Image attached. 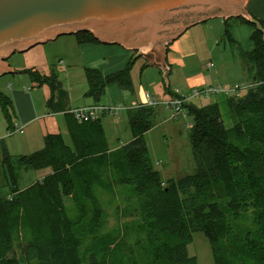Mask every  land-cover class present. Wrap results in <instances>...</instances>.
Masks as SVG:
<instances>
[{"label":"trees","instance_id":"trees-1","mask_svg":"<svg viewBox=\"0 0 264 264\" xmlns=\"http://www.w3.org/2000/svg\"><path fill=\"white\" fill-rule=\"evenodd\" d=\"M251 24L253 48L244 66L261 84L227 98L231 126L216 102L186 105L193 173L165 180L154 169L144 140L153 106L129 112L131 140L114 152L99 118L79 123L65 111L71 144L47 133L42 149L18 161L49 173L15 188L11 199L0 198V264H140L137 252L144 264H196L186 249L193 233L206 238L214 264H264V22ZM75 37L79 44L98 42L87 31ZM24 72L48 85L50 107L64 110L54 72ZM84 74L85 95L94 100L113 82L132 90L129 65L107 75L86 67ZM12 107L0 90L8 131ZM248 216L252 226L239 233L235 224Z\"/></svg>","mask_w":264,"mask_h":264},{"label":"rangeland","instance_id":"rangeland-1","mask_svg":"<svg viewBox=\"0 0 264 264\" xmlns=\"http://www.w3.org/2000/svg\"><path fill=\"white\" fill-rule=\"evenodd\" d=\"M233 22H235L232 26L233 29L242 27L240 32L237 33L238 41L234 44L229 43L227 37L223 35V29L220 27L221 21L218 18L196 23L186 30L185 34H187L189 40L187 42L188 47H192L195 53L184 59L185 68L179 70L173 67L172 73L168 75L170 88L177 87L183 93V89L186 87V84L183 85L184 75L203 73L210 81L218 79L215 80L216 84L209 86L220 85L222 91L218 94L201 95L200 97L220 95L226 101L229 96H236L231 94L230 91L225 92L224 90H228L234 85L246 83V78L237 80V82H229L224 81L222 74L224 71L215 74L218 67L221 68L227 64L239 67L244 64L245 43L249 41V36L240 22ZM249 42L251 43V41ZM95 44H99V42H95ZM105 46L111 48L118 45ZM98 48L100 49L101 47H80L73 34L60 35L55 40L38 44L25 52H15L6 60L14 72L0 76V90L8 97H11V91L15 90L28 94L33 93L35 107L40 110V113L44 116L49 113L52 115L35 120L34 123L27 125L23 132L9 135V131L13 129L8 131L7 120L0 112V198L11 199L15 188L19 190L25 189L49 173L50 168L31 169L18 161L20 156L29 155L42 149L44 146V135L52 132H61L66 144H71L70 136L64 127L65 123L62 121L64 120L62 114L54 112L55 108L50 107L48 104L50 97L48 85L38 86L37 82L32 81L30 75L24 70L35 68L38 72L45 71L46 74L54 72L57 81L61 83V90L65 93V97L63 100L60 99V101L68 106L81 107L84 106V101H87L88 98L85 95L87 82L84 69L87 66H91V64L87 65L91 61L89 59L96 61V58L100 56ZM127 52L129 55H133L131 51ZM211 63H213V67ZM143 64L144 60L141 58H136L134 62L130 61L127 64L130 66L132 90L122 91L116 85H109L99 101L96 102L108 107L125 106L128 108L121 109L116 115L109 113H101L99 115L109 151H116L126 145L131 139L129 112L133 110L131 108L134 103L141 101L140 95L143 94L144 96L145 93H149L155 100L161 101L169 97H166V95L159 96L160 94L156 91V87L159 90L165 89L161 72L156 67H147ZM155 80H158V86L154 83ZM244 85L247 86L248 84ZM245 92L246 90L242 92L240 90V95ZM194 99V102L196 100L197 103L199 102V96ZM65 105L63 108L66 110L68 106ZM12 106L13 124L19 122L14 107V100ZM154 108L155 113L151 118L152 127L144 134L148 156L154 169L165 180H177L184 175L193 173L195 160L189 139V129L193 121L191 115L187 112L185 117L175 119L172 118L171 111L161 104L155 105ZM67 111L70 110L67 109ZM229 120L231 121L228 108V117L225 120L222 118V121L227 124ZM52 121H56L57 128L52 125ZM61 124H63V127L58 130ZM5 158L8 159V162H6ZM110 222L114 223L115 220L112 219ZM239 223L235 224V229L239 228V233H242L245 230L244 228L252 226L249 216L244 221H239ZM130 248L133 249V246H130ZM136 249L137 247H135ZM186 249L187 254L195 258L196 264H214L210 245L201 233L192 234V241L187 245ZM137 257L140 264L145 263V259H143V255L140 252H137Z\"/></svg>","mask_w":264,"mask_h":264},{"label":"water","instance_id":"water-1","mask_svg":"<svg viewBox=\"0 0 264 264\" xmlns=\"http://www.w3.org/2000/svg\"><path fill=\"white\" fill-rule=\"evenodd\" d=\"M245 5L246 0H0V76L12 73L5 62L15 52L87 31L101 42L146 52L168 80L164 44L217 14H243L257 23Z\"/></svg>","mask_w":264,"mask_h":264},{"label":"crops","instance_id":"crops-1","mask_svg":"<svg viewBox=\"0 0 264 264\" xmlns=\"http://www.w3.org/2000/svg\"><path fill=\"white\" fill-rule=\"evenodd\" d=\"M244 11L256 22H258V21L264 22V0H246V5L244 7ZM213 18L220 19V21H221L220 27L223 29V35L225 32V28H226V20L230 21L228 24V33H227V35H224V36L227 37V40L231 44H234L235 42L238 41L237 33H239L240 29L242 28V27H236L233 29L232 26L235 23L233 21L240 22L242 24V26L244 27V29L246 30V33L249 36L248 40L251 41V43L249 41H247L245 43L246 52L252 50L253 42H252L250 37H251L252 33L254 32L255 26L253 24H251V22H249L244 17L243 14L229 16L227 19H225L221 14H217L215 16L213 15ZM213 18H208L204 21H207V20L213 19ZM235 18H242L245 21L241 22L240 20H235ZM204 21H202V22H204ZM190 27L186 28L178 37H176L172 41H169L167 44H164V46H165L164 53L166 54V64L169 67L168 75H170L172 73L173 67H176L179 70L182 68H185L186 64L184 62V59L186 57L192 56L195 53V50L193 51L192 47H188L187 42L189 40H188L187 34H185L186 30H188ZM98 42H99V44H95V43L79 44L80 47H83V46H86L88 48L101 47L100 49L98 48L99 49L98 52H99L100 56H98L96 58L97 60L93 61L92 59H89L91 61L89 63H87V65L91 64L90 68H96V69L100 70L104 75H107V74H112V73H115V72L123 69L125 66H127V64L130 61L134 62V60L136 58H141L144 60L143 65H145L147 67H156L161 72V75H163L162 78H163L165 89L163 88V89L159 90L156 87V91L158 92V94H160L159 96H161V95H163V96L166 95V97L169 96L168 91L173 89V88H170V85H169L170 81L165 78L163 68L156 66V65L149 64L150 58L146 55V52L142 51V52L137 54V51H138L137 48L127 47L123 44L114 43V42H101L99 40H98ZM81 45H83V46H81ZM105 45H118V46L108 48ZM127 51H131L133 53V55H135V56L129 55ZM133 57H135V59L132 60ZM105 60H107V61H105ZM96 62H99V63H96ZM5 63L7 65V68L9 70H11L12 72H14L13 68L10 66L9 62L6 61ZM211 64L213 67L214 66L213 63H211ZM87 67H89V66H87ZM32 70L38 72V70H36L35 68H32ZM220 72H223L222 74L224 76V81L237 82V80H242V79L244 80V78H246V80H250V77H249L248 73L246 72L244 64H241L239 67H234L231 64H227L221 68L218 67V69L215 71V74H219ZM38 73L41 75H47L45 73V71L44 72H38ZM184 76H185V78L183 80V85L186 84V87H185V89H183L184 90L183 94H185V95L189 94L190 89L193 87H198V86L199 87H207L209 85L216 84L215 80H218V79H214L213 81H210L207 78V76L203 73H196L194 75L186 74ZM154 83H156V86H158V84H159L158 80H155ZM109 85H116L119 88H121L118 85V83H116V82L110 83ZM175 88H177V87H175ZM213 97L215 99H211ZM140 98H141V101L145 100L143 94L140 95ZM194 98H196V97H194ZM194 98H191L189 103H193L197 106H203V105L209 104L211 102H216L219 106L222 118L225 120L228 117V108L226 105V101L223 100V96H220V95L219 96H209V97H200L199 96V99H198L199 102L198 103H197V100L194 102V100H195ZM10 99L12 102L14 100V107H15V110L17 113V120L19 121V122L13 123V128L15 126H19V127L23 126V130H24V128L27 125H29L32 122L34 123L35 120H39L42 117H46L47 115H50V116L52 115L49 113V114L44 116L40 113V110H38L35 107V101H34L33 93L28 94V93H24V92L16 91V90L11 91ZM98 101L94 100L92 97H88L87 101H84L83 105L95 104ZM158 101H161V100H158ZM64 105H65V103H63V106ZM65 106H68V105L66 104ZM76 107H79V106H68L67 109L71 110V109L76 108ZM58 108L59 107H57V109H55L54 112H60V114H62L63 119H64L62 121H64L65 130L68 132V117L66 115L67 113L65 112V111H67V109L65 110L63 108L64 110L59 111ZM51 123L54 127L57 128L56 121H52ZM225 126L230 127L231 121L229 120V122H227V124H225ZM61 127H63V124H61L60 127H58V130ZM23 130L21 132H23ZM52 133H61V132H52ZM68 135H69V133H68ZM130 140L131 139H129V141Z\"/></svg>","mask_w":264,"mask_h":264},{"label":"built area","instance_id":"built-area-1","mask_svg":"<svg viewBox=\"0 0 264 264\" xmlns=\"http://www.w3.org/2000/svg\"><path fill=\"white\" fill-rule=\"evenodd\" d=\"M244 84H248L245 86ZM261 82L254 81V80H247L246 83H242L239 85L231 86L230 89L224 90L225 92L230 91L231 94L239 96L240 90L241 92L243 90H247L250 87H254L256 85H260ZM222 91L220 85L217 86H208V87H194L190 90L189 95H185L180 92L178 88L171 89V94L168 98L158 101L155 100L153 96H151L149 93H145L144 98L145 100L134 103L131 109H137L142 106H155L157 104H161L165 108H168L171 111L172 118H183L187 114V107L186 105L189 104V101L191 97H198L201 95H209V94H218ZM229 94V93H226ZM121 109H128L125 106H117V107H108L103 104L95 103V104H89L84 105L81 107H76L71 109L69 112L73 115L74 119L81 123V122H87V121H93L99 118V115L101 113H109L112 115H116L118 111ZM16 125V124H15ZM190 127V125H188ZM23 130V126H15L12 131H9V135L17 132H21Z\"/></svg>","mask_w":264,"mask_h":264}]
</instances>
